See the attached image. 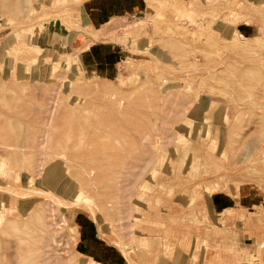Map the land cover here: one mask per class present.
I'll return each mask as SVG.
<instances>
[{
    "label": "rangeland",
    "instance_id": "obj_1",
    "mask_svg": "<svg viewBox=\"0 0 264 264\" xmlns=\"http://www.w3.org/2000/svg\"><path fill=\"white\" fill-rule=\"evenodd\" d=\"M82 2L0 0V264H70L69 256L92 264L75 252L73 224L76 214L94 221L90 210L73 204L66 185L52 189L41 171L50 161L60 177L69 174L62 155L78 139L95 173V186L80 197L99 207L94 215L104 220L111 238L105 241L123 254L122 264H197L192 253L211 259L215 250L220 264H264V0H143L139 13L95 28L106 31L101 40L119 44L108 77L50 66L52 57L70 54L81 62L92 33L73 18ZM233 25L249 33L236 35ZM32 34L33 54L43 59L30 57ZM61 35L87 41L76 48ZM206 110L212 120L192 123L202 129L192 137L182 115L200 120ZM181 135L177 152L198 162L172 163V171L203 184H175L158 198L173 174L163 155H173ZM207 191L231 197L234 208L214 217ZM136 207L145 216L133 217ZM17 211L24 216L15 218Z\"/></svg>",
    "mask_w": 264,
    "mask_h": 264
},
{
    "label": "bare ground",
    "instance_id": "obj_2",
    "mask_svg": "<svg viewBox=\"0 0 264 264\" xmlns=\"http://www.w3.org/2000/svg\"><path fill=\"white\" fill-rule=\"evenodd\" d=\"M53 4V3H52ZM13 8V7H12ZM1 12V11H0ZM233 28V31L236 35H239V33L237 32V30L235 29V25L232 26ZM90 31L92 33H90V38L88 40V43L85 44V48L86 46L89 45V43L91 41H95V40H98L100 38H107L105 36V32L102 30V29H98V30H95L93 29L92 27L89 28ZM29 29H26V31H28ZM258 31L259 28H258ZM257 31V32H258ZM33 36L31 37V49H28L29 53H32V55L30 56L32 60H37V59H43L44 57L41 56H36L33 54V52H35V48H34V43H35V35L32 34ZM244 36V35H243ZM245 39L247 37H244ZM240 43V42H239ZM56 44V43H55ZM29 47V46H28ZM237 47L239 50H242V51H253L254 47H252L250 44H243V45H240V44H237ZM14 49V48H13ZM44 55V54H43ZM50 56V55H49ZM52 56V55H51ZM71 56H74V54H70L68 55L67 58H64V59H59L58 57L55 58V57H52L51 58V62H50V66H62L63 69H67L71 72H75V71H78L80 68H82V64L81 62L77 59H73ZM49 59V58H48ZM4 60V58H3ZM46 60V58H45ZM48 62V61H47ZM29 67H32L33 68V73L35 75V72H34V69H35V65H29ZM32 73V75H33ZM19 76V75H18ZM94 90H99L97 85H94ZM198 102V101H197ZM77 103V102H76ZM190 105V104H189ZM193 105V104H192ZM191 106V105H190ZM185 108V107H184ZM187 109V108H186ZM188 109L189 106H188ZM196 109V108H195ZM197 110V109H196ZM199 110V109H198ZM194 112V111H193ZM184 113V112H183ZM183 116V120H184V123L189 126L190 128H192V132H193V135L195 136H192V137H198L199 135H202V129L200 130L199 127L201 126H196V125H192V123H198V122H201L203 120H212L213 116H214V113H212V111H204L203 113H201V116L202 118L200 120H196L192 114H187V112L182 115ZM196 116V115H195ZM208 128V127H207ZM210 129V127L208 128ZM181 132L185 134L188 133V131L186 130H181ZM191 133V132H190ZM192 134V133H191ZM204 134V132H203ZM81 135V134H80ZM206 135V137L208 136L206 133L204 134ZM43 137V136H42ZM71 137V136H70ZM183 135L181 136H178V138H176V140L174 141V145H173V148H174V152H173V155H168L166 156L167 154L165 153L163 155V158L165 159L166 157L168 159H165V163L166 161L168 162L167 164V167L170 169L171 173H173L171 175L170 178H168L166 181H164L163 179V182H161L162 184L160 185V190H159V193L157 194V197L159 198V194H162V193H166V194H169V191L171 190V186L172 185H179V186H187L186 187V190H192L194 189L196 186H199V185H202L203 182H202V177H198L196 180L193 179V177H189V176H186V175H182V174H177L175 171H172V168H171V164L172 163H175V165L177 167L179 166H182L184 167L187 163H190L191 161L193 160H197L198 162V159L197 157H190L188 156L186 153H178V148H179V142L183 139ZM189 137V136H188ZM69 138V137H68ZM67 138V139H68ZM200 138V136H199ZM75 139V137H74ZM84 139V138H83ZM185 139V138H184ZM42 140V139H41ZM71 140V139H70ZM81 139H78V140H75L71 143V145L73 146H69L68 145L66 146L67 149H65V152L64 154L62 155L65 163H64V167L70 169V173L69 174H66L65 176L63 177H60L59 175V171L57 170V163L56 162H47L46 165H44L42 168H41V171L43 172H46V174L48 175V177L50 178V180L54 181V185L52 183V186L51 188L52 189H61L60 187L62 186V188L66 185L65 189H62L63 192H65V194H67L66 192H74L75 193V199H73L74 201V205H76L78 208H81V209H89L90 210V215L94 218V222H95V225H96V228H97V231L99 233V235L101 237H103L104 239H107V240H110L111 238H109V235H108V232H107V228H106V224L104 222V220L100 221L98 220V216L96 217L94 214H95V209L99 208L97 206V204L90 198V197H87V196H81L80 197V194L82 192V190L84 188H92L93 186H95V173L93 171V167L88 165L87 161H83V154H80V150H83L84 146L82 145L81 141H79ZM43 141H41V143H39V150L42 151L43 149ZM84 141V140H83ZM91 141V140H90ZM40 142V140H39ZM84 144V143H83ZM85 145V144H84ZM88 145V144H87ZM184 145V144H183ZM83 146V147H82ZM83 148V149H80V148ZM162 148V146L156 142V144L154 143L152 146H151V150L152 152H156L158 150H160ZM207 148V146H206ZM213 148V147H212ZM211 148V150H212ZM80 149V150H79ZM210 149V148H208ZM207 150V149H206ZM82 152V151H81ZM209 153V152H207ZM87 154V153H86ZM172 154V153H171ZM203 154V152L201 153ZM210 154V153H209ZM247 154V150L243 151V153L240 154V156L243 158V155H246ZM249 154V153H248ZM247 154V155H248ZM85 155V154H84ZM59 156V154H58ZM202 156V155H201ZM211 156V154L209 155V157ZM213 157V156H212ZM215 157V156H214ZM213 157V158H214ZM201 159V157H200ZM202 160V159H201ZM200 160V161H201ZM243 161V160H242ZM261 162V161H260ZM202 164V163H201ZM199 166V165H198ZM216 166H218L216 164ZM186 167V166H185ZM202 167V166H201ZM219 168V166H218ZM176 169V168H175ZM200 170V168H199ZM183 171V170H182ZM198 172V171H197ZM205 172V171H203ZM224 173V172H223ZM163 174V173H162ZM208 174V173H207ZM221 174V173H220ZM217 175V177H222V175ZM14 179H18L20 173H17L14 174ZM23 175L26 176L27 173L25 171H23ZM164 175V174H163ZM191 175V174H190ZM202 176V175H201ZM48 177L46 178L48 180ZM210 177V176H209ZM216 177V176H215ZM224 177H229L231 178L232 176L228 175V174H225ZM49 181V180H48ZM208 182V180H207ZM212 184V183H210ZM209 184V185H210ZM165 185V187H164ZM205 185V184H204ZM209 185H205V187L209 186ZM212 187H214V189L216 191H226L225 190V185L223 183H220V182H214L212 185H210ZM209 186V187H210ZM185 188V187H184ZM74 191H73V190ZM124 191V190H123ZM28 192V191H27ZM86 192V191H85ZM162 192V193H161ZM26 194V192H24ZM23 194V195H25ZM65 194L63 195V197L65 196ZM92 196V195H91ZM134 197V196H133ZM66 198V197H65ZM205 200H206V203L208 204L209 206V210L211 211L212 215L215 217L216 215H221V214H224V212H227L229 213L231 211L232 208H227L224 212L222 213H216L212 210L211 208V194H210V191H207V194H205ZM189 201V200H187ZM131 203L134 205V204H137V205H140V206H143L144 203L141 202L139 200V198H133V201L131 200ZM171 201L168 202L167 206L170 205ZM173 203L176 204L177 201L176 199L173 200ZM154 204V202H153ZM132 205V206H133ZM138 207V206H137ZM135 208V211L136 213H134L135 215H132L133 217H136V218H142L143 216H145V213H144V210H141L139 208ZM132 208V207H131ZM130 209V208H129ZM145 209V207H144ZM189 210V209H188ZM191 210V209H190ZM83 212V211H82ZM147 215V214H146ZM24 216V211H17L15 213V218H22ZM131 216V217H132ZM166 220H170V219H166ZM214 222V221H213ZM170 226V225H169ZM167 229V228H166ZM117 244L120 246V243L117 242ZM123 246V244H122ZM203 247V246H202ZM123 248V247H122ZM77 253V255H79L80 257H83V258H86L88 259L92 264H101L99 262H97L96 260L92 259V258H89V257H86L84 256L83 254L79 253L78 251H75ZM205 254V252H204ZM213 257L210 259V258H205L204 255L200 256L199 254H195V253H192V255H190V257L196 261L197 264H220V259L221 257L219 256L218 252L215 250L214 253H213ZM67 261H68V258H67ZM69 262L70 264H87L85 263L84 261L78 259L77 257L75 256H69ZM68 262V263H69Z\"/></svg>",
    "mask_w": 264,
    "mask_h": 264
},
{
    "label": "crops",
    "instance_id": "obj_3",
    "mask_svg": "<svg viewBox=\"0 0 264 264\" xmlns=\"http://www.w3.org/2000/svg\"><path fill=\"white\" fill-rule=\"evenodd\" d=\"M78 7L79 13L73 14V18L79 16L82 19L81 25L84 28L92 27L95 29L109 23L114 17L139 13L143 7V0H83ZM240 29L237 30L249 33L248 28L244 26H240ZM78 32L85 33V31ZM78 36L80 35L71 37L61 35L60 37L61 41L66 42V45L77 48L83 46L87 41L86 37ZM118 47V43L108 39L92 41L86 48L81 49V63L83 67H88L92 73L108 77L110 70H115L117 65ZM234 203L235 201L231 197L227 198L219 193L211 197L212 210L220 211L216 213H222L227 208H234ZM240 207L243 206L240 205ZM73 224L74 247L78 252L101 264L123 263V254L117 247L108 243L99 235L95 222L89 216L76 214Z\"/></svg>",
    "mask_w": 264,
    "mask_h": 264
},
{
    "label": "built area",
    "instance_id": "obj_4",
    "mask_svg": "<svg viewBox=\"0 0 264 264\" xmlns=\"http://www.w3.org/2000/svg\"><path fill=\"white\" fill-rule=\"evenodd\" d=\"M239 264H247V263H245V262H241V263H239Z\"/></svg>",
    "mask_w": 264,
    "mask_h": 264
}]
</instances>
